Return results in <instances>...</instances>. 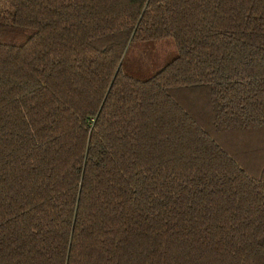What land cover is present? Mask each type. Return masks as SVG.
Masks as SVG:
<instances>
[{
    "label": "trees",
    "instance_id": "1",
    "mask_svg": "<svg viewBox=\"0 0 264 264\" xmlns=\"http://www.w3.org/2000/svg\"><path fill=\"white\" fill-rule=\"evenodd\" d=\"M0 264H264V0H0Z\"/></svg>",
    "mask_w": 264,
    "mask_h": 264
}]
</instances>
